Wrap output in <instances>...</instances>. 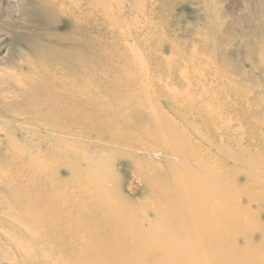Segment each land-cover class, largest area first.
I'll use <instances>...</instances> for the list:
<instances>
[{
	"label": "bare ground",
	"instance_id": "obj_1",
	"mask_svg": "<svg viewBox=\"0 0 264 264\" xmlns=\"http://www.w3.org/2000/svg\"><path fill=\"white\" fill-rule=\"evenodd\" d=\"M46 2L45 17H57L62 30L57 34L52 26L48 37L37 42L35 56L27 58L33 68L46 72L44 83L31 81L22 91L42 134L37 157L13 139L5 144L0 182L17 177L11 194L20 213L13 222L24 239L0 251V264H37L39 256L43 260L46 234L54 235L46 230L51 223L66 249H72L70 238L90 246L79 264H131L130 255L138 264H264V221L257 216L264 213L263 153L222 144L217 152L227 166L202 168L172 121L163 125L157 114L142 113L152 105L155 88L189 100L192 82L187 80L178 94L166 83L157 86L142 78L147 64L125 33L111 31L116 18L106 0ZM176 71L169 69V76H179ZM187 102L192 107L194 99ZM126 128L134 129L130 137L122 133ZM259 135L264 143L263 131ZM148 138L151 142L142 140ZM241 138H236L238 144ZM135 146L143 154L162 156L166 167L150 169L148 161L150 171L142 177L141 166L122 152V147ZM38 173L49 177L40 180ZM130 175L140 183L137 200L123 191ZM244 175L258 193L246 191L247 183L246 190L236 189ZM241 196H247V207L237 200ZM154 197L158 201L150 208L147 200ZM53 201L60 213L46 216ZM71 222L86 233L71 229L61 237L59 227Z\"/></svg>",
	"mask_w": 264,
	"mask_h": 264
},
{
	"label": "rangeland",
	"instance_id": "obj_2",
	"mask_svg": "<svg viewBox=\"0 0 264 264\" xmlns=\"http://www.w3.org/2000/svg\"><path fill=\"white\" fill-rule=\"evenodd\" d=\"M46 4V0H0L1 161L7 139L17 141L22 149L36 156L41 128L27 109L22 91L31 81L45 82V70L33 68L27 58L35 56L37 44L48 37L52 26L58 28L55 29L57 34L62 30L57 17H45ZM105 5L116 18L109 25L111 31L125 33L129 43L133 42L142 54L148 71L142 78H149L157 86L166 83L178 94L185 90L187 80L193 84L195 91L189 93V100L194 99L192 107L187 98L163 94L155 88L150 93L154 98L152 105L142 113L157 114L163 125L166 120L172 121L177 132L179 130L185 137L188 153L198 155L202 168L212 163L216 171L227 166L217 152L222 144L234 151L241 148L249 154L263 153L264 157V143L259 140V132L264 133V0H106ZM169 69L177 70L180 75L169 76ZM210 112L212 117H208ZM132 130L126 128L122 133L130 137ZM239 136L242 137L240 144L236 142ZM142 140L151 142L150 138ZM122 152L141 166L142 177L150 171L148 161L151 162L150 169L166 167L162 156L143 154L139 146L130 150L122 147ZM188 165L196 167L191 161ZM240 168L239 171L245 170ZM13 176L9 181L0 182V251L6 252L9 242L24 239L13 222L20 213L18 207H13L11 192H16L14 182L18 183L17 177L14 180ZM37 176L45 179L49 174L38 173ZM244 177L237 179L236 189L243 191L249 186L246 191L258 193L259 190L250 186L248 178ZM136 178L125 177L123 188L124 194L134 200L141 197ZM243 197L236 199L247 207V196ZM75 199L74 195L72 201ZM157 201V197L147 200L150 208ZM51 211L60 213L54 201L46 216ZM74 213L73 209L72 218L76 216ZM258 214L260 221H264V213ZM51 224L52 227L56 225ZM51 224L46 230L52 235L54 232L53 238L46 234L43 260L39 256L41 244L38 245L37 264L82 262L90 248L87 242L70 238L68 243L72 249H66L61 239L55 238L58 234ZM59 228L62 229L61 237L71 229L79 234L86 233L74 222ZM39 231L35 230V237L40 241ZM128 257L131 264L141 263L134 255Z\"/></svg>",
	"mask_w": 264,
	"mask_h": 264
}]
</instances>
